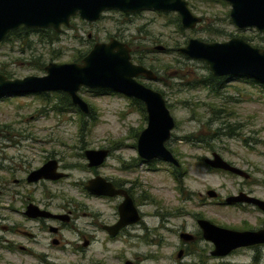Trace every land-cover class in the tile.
I'll return each mask as SVG.
<instances>
[{"label": "rangeland", "instance_id": "374dc122", "mask_svg": "<svg viewBox=\"0 0 264 264\" xmlns=\"http://www.w3.org/2000/svg\"><path fill=\"white\" fill-rule=\"evenodd\" d=\"M187 6L193 15L202 20L193 30L179 31L175 13L141 11L121 14L109 11L92 24L77 17L70 19L69 27L61 28L57 41L50 44L40 42V34L29 36V47L25 41L18 42L13 37L0 43V72L5 71L9 79H21L44 74L31 62L38 55H41L44 65L49 62L71 63L78 51L83 54L91 48V44L106 42L111 37L126 42L134 52L143 56L142 65L148 69L151 67L150 70L161 79L137 80L162 93L174 121L165 147L180 157L181 178L171 177L168 167L159 160L151 163L156 171L149 174L144 169L145 165H135L136 137L145 127V120L126 97L118 94L95 95L92 90L80 88L78 95L93 110V118L82 115L81 121L86 126L81 133L78 132L76 109L61 110L60 102L52 93L42 98L28 94L0 100V132L3 126L8 127L11 141L21 146L12 149L14 164L18 154L24 156L23 166L31 171L51 159L56 162L58 172L68 174L59 183L46 184L51 192L60 194L53 203L69 207L70 200L75 199L86 203L89 209L110 214L111 209L106 203L84 201L81 191V185L90 179L83 151L108 148L110 156L103 162L105 167L101 172L113 177L139 179L148 187L155 204L147 207L146 212L166 209L171 213L165 227L157 231L156 241L161 242L156 247L142 240L106 241L103 234L97 231L94 241L78 250L79 255L73 253L75 237L68 227L62 232L63 246L59 249L49 248L47 239L38 238V242L31 244L30 248L33 252L46 254L47 264H124L125 260L132 262L136 257V264H252L254 256H258L257 264H264V245L235 250L225 257L214 258L206 254L211 247L202 240L190 245L185 256L180 259L175 257L179 249L177 233L179 230L194 233L198 229L195 217L232 230L257 228L264 222V213L256 209H236L224 203L215 206L213 199L205 195L207 190H212L223 201L242 189L251 191L254 197L264 201L263 91L241 77H225V90L214 99L205 89L180 87V81L175 78L185 74L189 80L193 75L209 73L202 62L187 59L176 51L187 39L223 42L231 37H247L249 40L246 43L250 46L264 49V33H257L254 29H236L228 20L229 7L225 3L188 0ZM156 46L164 50L156 51ZM53 105L56 107L53 108ZM210 106L221 107L231 114L218 121H209L207 111ZM56 108L60 110L56 112ZM226 125L231 127L233 134H225L228 130L223 127ZM217 129L219 131L215 132ZM211 153L218 154L227 163L246 172L248 182L204 165L203 160L210 158ZM121 165L127 167V173L119 172ZM85 221L87 219H79L80 224ZM157 221L149 219L147 223L153 226ZM32 263L37 262L16 251L0 249V264Z\"/></svg>", "mask_w": 264, "mask_h": 264}, {"label": "water", "instance_id": "95a60500", "mask_svg": "<svg viewBox=\"0 0 264 264\" xmlns=\"http://www.w3.org/2000/svg\"><path fill=\"white\" fill-rule=\"evenodd\" d=\"M205 1H220L228 5L227 17L236 29H254L257 33H264V0ZM105 11L175 13L183 30H193L202 21L190 12L186 0H0V43L9 32L18 28L51 30L58 34L61 28L69 27L72 17L76 16L79 20L92 24ZM154 50L164 49L156 46ZM176 51L187 59L202 62L212 77H245L264 84V49L252 47L241 38L231 37L223 42H204L189 38ZM43 72L42 76H26L21 79H7L0 74V97L59 92L68 97L70 104L81 115H88L89 108L78 95L80 88L106 90L139 101L144 108L145 127L136 137L137 157L144 161L159 159L173 166L177 165L176 159L165 147L174 128V121L163 96L137 80L141 78L155 81L156 75L152 70L131 60L130 48L125 43L112 37L106 42L94 43L78 63L49 62L44 65ZM83 157L86 167L92 168L106 159L107 151L84 150ZM203 163L212 170L244 180L249 178L246 172L227 163L216 153L204 159ZM65 176V173L56 171L54 160H47L29 173L27 181H54ZM84 188L93 195L118 194L111 185L105 184L98 177L87 181ZM205 195L208 198L216 197L212 190H207ZM223 203L250 204L264 212V201L243 193L227 196ZM128 207L131 216L127 217ZM118 210V222L107 228L110 235L137 220L127 198ZM25 213L31 218L48 216L46 211L37 210L33 206L27 207ZM196 225L201 238L212 245L210 255L214 258L225 257L237 249L264 245V225L256 231L227 229L205 219H197ZM179 238L184 242L192 240V236L185 232H181ZM175 257L179 259L181 251ZM124 264L131 263L125 261Z\"/></svg>", "mask_w": 264, "mask_h": 264}, {"label": "flooded vegetation", "instance_id": "af4514ba", "mask_svg": "<svg viewBox=\"0 0 264 264\" xmlns=\"http://www.w3.org/2000/svg\"><path fill=\"white\" fill-rule=\"evenodd\" d=\"M187 1L188 0H186V2ZM72 18H76V16ZM5 97L11 96L0 97V100ZM18 136H22V134ZM11 138L12 135L9 134L8 127L3 126V129L0 132V249L7 252L16 251L18 253L26 255L31 258L33 262H37L32 264H47V261L45 260L47 259V255L42 252H33L30 248V245L33 243H37L38 238H40L47 239L49 248L59 249L63 246L62 232L67 227L75 237V242L72 245V250H74L73 253H78L79 255H81V253H79L78 250H82V248L87 247L91 242H93L97 231L103 234V239L106 241L119 240L122 242H134L142 240L145 243H149L150 245H153L155 247L161 242L159 240L156 241L157 231L158 229H163L165 227L164 224H166L169 221V218H171L170 211L166 209H156L151 213L146 212L145 209L147 207L155 204H153L154 201L148 192V187L143 185V182H141L137 178L127 179L121 176L113 177V175H106L101 172L105 167L103 162L110 156V150L108 148L105 149L107 151L106 159L100 165L89 168L90 179H88L87 181L93 180L98 177L102 179L105 184L111 185L113 190L118 191V194L112 196L93 195L87 192L84 188L87 181L84 185H81V191L83 193L84 201L99 200L103 201L104 203H106V205L109 206V208L111 209V213L105 215L102 214L101 211H94L92 209H89L86 203H81L79 201H76L75 199L70 200V202L68 203L69 207H64L61 204L53 203V200L58 198L60 194H58V196L56 195V193L51 192L46 184L52 185L59 183L60 181L66 179L68 177V174H65L66 176L63 178L54 181L40 179L36 182H28L27 177L31 170H29V167L23 166L24 156L22 154L17 155V163L14 164L15 157L13 155L12 149L14 148V146H21L14 144L13 141H11ZM170 152L177 161L176 166L163 162L159 159L144 161L138 157L134 159L135 165H145L144 169L149 174L156 171L150 166L151 163L154 160H159L165 163L166 167H168L169 175L171 177L174 178L175 176L177 178H181L183 176V170L181 168L180 157L176 153H173L172 151ZM46 161H44L43 163H45ZM121 163L123 164V162ZM126 169L127 167L124 168L121 165L118 170L119 172H122V174H124L128 172ZM248 179H245V181L248 182ZM239 193L254 197L251 191H244L242 189L237 190L232 195L235 196ZM215 194L216 197L211 198L213 199L212 204H214L215 206H221L223 204V201L217 193ZM126 198L129 200L131 207L136 214L137 220L133 223H129L120 227L114 232L113 235H110V232L107 228L115 225L118 222V208L126 200ZM29 206H33L40 211H46L48 213V216L35 218L27 216L25 212L27 207ZM231 206L236 209L258 210L256 207L250 204L237 203L232 204ZM126 211V216H131L129 207ZM80 218L87 219V221L80 224ZM149 219H157L158 221L155 222V225L152 226L147 223ZM197 219L204 218L195 217V223ZM263 225L264 222L257 228L250 227L249 229H241L237 231H256L261 229ZM181 232L184 231L179 230V232L177 233L179 241L177 247L179 248L178 251H181L182 257L188 254L189 246L196 244L199 240H202L206 245L211 247L210 250H207L206 254L212 257L210 255L212 245L201 238V232L199 229L190 234L192 236V240L187 242H184L179 238V234ZM78 243H80L81 245L79 246ZM260 246L263 245H257L250 248L255 249ZM136 258L134 261L129 262L131 264H136ZM80 260H82V257H80Z\"/></svg>", "mask_w": 264, "mask_h": 264}, {"label": "trees", "instance_id": "16d2710c", "mask_svg": "<svg viewBox=\"0 0 264 264\" xmlns=\"http://www.w3.org/2000/svg\"><path fill=\"white\" fill-rule=\"evenodd\" d=\"M175 19H176V22H177V24H176L177 25V29L179 31H181V28L178 25L177 17H175ZM32 34H40V38H39L40 42H45L47 44H50L52 42L57 41V34L54 33L51 30H31V29H25V28H19L16 31L9 32L6 35V37L4 38L3 41H8L9 37H13L18 42H22V41L24 42L25 41L27 47H29V42L30 41L28 40V38ZM242 39L245 42L249 40V38H247V37H242ZM118 41H120V40H118ZM121 42H123V41H121ZM123 43H125L130 48L128 43H126V42H123ZM91 45H93V44H91ZM88 50H86L83 54H80V52L78 51L77 55L72 59V62L73 63H78L80 61V59L87 53ZM146 52H148V51H146ZM135 53L138 54V56ZM130 56H131V60L134 63L142 65L141 60H142L143 56H141L140 53H138L136 51L134 52V50H132L130 48ZM31 62H33V66L36 69L41 70V71L43 70L44 64H43V60L41 59V55L33 57V59H31ZM149 68L151 69V67H149ZM204 68L206 69L205 66H204ZM0 74L5 76L7 79L10 78L9 75L5 71H1ZM175 78L178 81H180V83H179L180 87H184V88H187V89H198V88L205 89L206 91L209 92V94L212 95V98H214V99L219 98V96L225 90V86H224L225 77L215 78V77H212L209 73H207L206 75H201V76L193 75V77H191L189 80H187L185 78V74L184 75H178ZM241 78L244 79L246 82H249L251 85H258L260 87V89L264 93V84L257 83L255 81H253L251 79H248V78H245V77H241ZM156 80L161 81V79L158 78L157 76H156ZM49 93H52V95L55 98H57V100L60 102L61 110H63V109H71V108L74 107V106H72L70 104L69 99H68V97L66 95H64L62 93H59V92H49ZM92 93L95 94V95L115 94V93H112V92H109V91H106V90H92ZM161 95H162V93H161ZM36 96L40 97V98L47 97L48 93L37 94ZM129 101H130V104L134 106L136 112L143 117V120H145V113H144L143 105L139 101H136V100H133V99H129ZM55 107H56V105H53V108H55ZM166 107H167V109L169 108L168 105H166ZM210 108L211 109L210 110L208 109V111H207L209 113V115H210L209 116V121H218L220 119L228 117L231 114L230 112L225 111L221 107L210 106ZM55 110H56V112H58L60 109L56 108ZM76 113H78V126H77L78 127V132L81 133V131L83 129H85L86 125H85L84 122L81 121L82 115L77 110H76ZM92 115H93V110H92V108L89 107V113H88L87 116L93 118ZM223 128L228 130L227 133H225L226 135L233 134V131H232V129H231V127L229 125H226ZM217 131H219V130L217 129L215 132H217ZM186 138H189V137H186ZM199 141H201V139H199ZM252 261H253L252 264H257L258 263V256H254Z\"/></svg>", "mask_w": 264, "mask_h": 264}]
</instances>
